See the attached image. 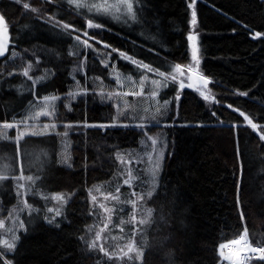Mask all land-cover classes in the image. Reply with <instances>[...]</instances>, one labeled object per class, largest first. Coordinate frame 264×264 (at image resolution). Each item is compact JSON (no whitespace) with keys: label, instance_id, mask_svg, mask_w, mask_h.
Returning <instances> with one entry per match:
<instances>
[{"label":"trees","instance_id":"obj_1","mask_svg":"<svg viewBox=\"0 0 264 264\" xmlns=\"http://www.w3.org/2000/svg\"><path fill=\"white\" fill-rule=\"evenodd\" d=\"M134 3L139 24L129 30L69 0H0L10 32L0 57V176L7 177L0 179V221L10 223L25 201L32 211L16 226L14 249L2 243L14 229L0 228V264H228L218 247L245 229L253 246L264 247V0ZM89 20L102 27H88ZM190 35L213 99L173 80L177 93L158 109L147 108L149 95L130 97L135 110L122 114L108 96L118 87L115 75L140 79L132 61L166 74L190 66ZM29 64L32 79L22 74ZM49 96L56 103L42 115ZM141 117L154 122L124 125ZM27 120L53 127L21 139L4 127ZM145 130L158 134L167 154L146 200L152 215L138 240L143 257L109 259L90 246L97 211L90 191L116 176L119 152L138 148ZM51 194L72 197L49 223L44 196Z\"/></svg>","mask_w":264,"mask_h":264},{"label":"rangeland","instance_id":"obj_2","mask_svg":"<svg viewBox=\"0 0 264 264\" xmlns=\"http://www.w3.org/2000/svg\"><path fill=\"white\" fill-rule=\"evenodd\" d=\"M115 2H118V0H108L109 4ZM103 3L104 0H87L88 5H101ZM71 4L76 7L75 4ZM133 6L134 10L136 11L134 0ZM76 8H78L81 12H87L92 16H97L99 18L105 19L111 23H114L115 25L125 27L129 30H134L135 26L139 24V21H137V19H128L122 16L121 13L114 12V10H110L112 14H107L104 13L103 10H97L96 8ZM116 16H120L121 18L117 19ZM8 29L9 28L6 25L5 20L3 19V21H0V33L2 36L0 39V47H3L6 50L5 55L7 54L9 47V41L7 40L9 32ZM192 44L197 48L196 40H194ZM135 65L137 66V69L139 71L143 72L141 78L136 79L130 75H115L118 87L114 90L113 93L108 95L109 98L115 102L116 106H118L122 114L133 111V109L135 110V101L130 100V97L139 99L140 97L149 95V97H152V99L150 100V102L148 100V103L146 104L147 108L151 111L158 109L159 100H162L161 98L172 97L177 93V91L172 90V86L176 84V80H178L180 87L194 89L207 100L213 99V93L210 88V80H208L199 72L197 60L193 59V63L190 65V67L181 66L179 69L173 67L171 74L164 73V76L158 74L162 72L150 71L137 62L135 63ZM173 77L175 78L173 79ZM205 80H207V83L205 82ZM153 81H158L159 83H153ZM148 89H150V91L146 92ZM55 103L56 99L51 100L44 98V111L40 114L46 115L48 113L47 110L55 105ZM38 118L39 117L32 119V121H39ZM148 121L154 122L152 119H144L143 117H141L139 118V120H137V122L124 123V125L145 128V126L151 125V123H149ZM9 125H12V127H9L8 129L15 128L17 130V137L21 139L28 135L48 132V130L53 127V122H49L46 120L41 122H30L29 120H27L25 122L11 123ZM149 137L154 138L157 142L153 144L152 140L149 139ZM62 151L63 157L66 159L68 157L69 151L67 144H62ZM166 154V144L162 142L158 134L145 130L144 135L141 139V144L138 148L122 150L119 152L118 157H123L124 162H121V159H119L120 168L116 176L111 181L97 185L91 189V202L94 204V207L97 211H94L96 222L95 225L91 227L90 231L93 235L92 241L96 238V234L98 232L100 233V239L97 241L98 246L103 245L104 249L109 253L121 255L119 249L126 245L130 239L134 238L137 247H141V244L138 240L140 237H142L145 230L144 228L147 223L141 225L136 222H131L133 207L126 201H136L135 215L137 221L141 219L145 214V210L148 209L146 206V200L149 197L147 195V192L151 191L153 193V190L158 185ZM157 162L159 164L158 169L156 168ZM129 169H131L132 176L136 177V179L132 180L131 187H129L128 184L124 183V181L128 179ZM153 173H155L154 186ZM117 188H119V199H112L111 195H117ZM134 192L140 196H143V199H138L137 196H134ZM56 195L57 194L44 196V198L47 197L45 198V200L46 215L48 217V221L57 220L62 215L65 204L72 197V195L70 194H63L66 200L65 203L64 201H58L51 198ZM93 196L96 197L95 202L92 199ZM101 203L104 204L105 208L110 209V211H105L103 208H100L99 205ZM27 208L28 207L25 206V202H22L20 206L12 211V221L10 223L3 222L8 231H12L14 229L15 233H13L12 237L10 238L4 236L2 239V243L5 240H7L9 243H14V237L16 236L17 230L16 226L21 225V223L23 224L22 220H24L25 218L24 215H31L32 211L29 208V211H25ZM49 209H52L53 211H49ZM56 211L60 212L59 216L56 215ZM105 225H107V227H105ZM121 229H123V231H121ZM134 229H138V231L134 232ZM259 248L264 249V247ZM130 255L135 256V253H131ZM252 257L261 258V252L259 255H252L250 258ZM125 259L127 258L125 257ZM227 263L230 264L229 262Z\"/></svg>","mask_w":264,"mask_h":264},{"label":"snow or ice","instance_id":"obj_3","mask_svg":"<svg viewBox=\"0 0 264 264\" xmlns=\"http://www.w3.org/2000/svg\"><path fill=\"white\" fill-rule=\"evenodd\" d=\"M17 3H20L21 0H16ZM70 3H73L76 5V7H89L90 9L91 8H96L97 10H103L104 13H107V14H112L110 10H114V12H118V13H121L122 16L128 18V19H131V20H136L137 18V13L136 11L134 10V6H133V0H118V2H115V3H112V4H109L108 3V0H104V3L101 4V5H96V4H93V5H88L87 4V0H69ZM136 3L138 4L139 3V0H136ZM194 7V4L192 5ZM23 7L25 9L29 8V4L28 3H23ZM33 11H35L36 9L33 8L32 9ZM192 17H193V23H195V17H196V13L195 11L192 12ZM117 19H120L121 17L120 16H116ZM0 21H3V17L0 16ZM70 25H67L65 24L64 25V28H69ZM88 27L90 28H100L102 27V25L100 24H96V23H93L91 20L88 21ZM87 34V33H85ZM261 35V33L257 32L255 33L254 37L253 38H257ZM77 39H79V37H77ZM188 39L190 41H194L195 40V37L190 35L188 37ZM86 43V42H85ZM90 46V45H89ZM198 48L195 47V45L193 46V59L194 60H197L198 61ZM5 52L6 50L3 48V47H0V56H4L5 55ZM123 57L125 58H128L126 57V54H121ZM128 59H131V58H128ZM133 63H136L135 61H132ZM107 66V65H106ZM138 66H141V65H138ZM144 68L150 70V71H156L158 72V70H153V69H150L148 65H142ZM181 66L180 65H176L175 68L176 69H179ZM190 67V66H189ZM31 68V65L29 64L27 68H25L23 70V75L28 77L29 79H32V77L29 76V69ZM159 75L161 76H164L165 74L164 73H158ZM45 77L41 76L39 79L40 80H43ZM175 77H173L174 79ZM205 82L207 83V80H205ZM153 83H159L158 81H153ZM242 95H245V93H241ZM74 95V94H73ZM45 99H51V100H55L56 97H48V98H45ZM241 115H244L243 113H241ZM245 119H248L247 117H245ZM248 123L252 126L253 129H257L258 128V125L257 124H253L251 120H248ZM5 128H9V127H12V125H4ZM101 127H103V125H101ZM262 139H264V136H261ZM149 139L152 140V143L155 144L157 141L152 138V137H149ZM119 159H121V162H124V158L123 157H118ZM159 167V164L157 162L156 164V168L158 169ZM7 177L6 176H0V179H6ZM27 179L29 181H33V177L29 176L27 177ZM136 179V177H133L132 176V173H131V169L128 170V179H126L124 181L125 184H128L129 187H131V182L132 180ZM34 182V181H33ZM155 185V173H153V186ZM20 187H23L22 185ZM98 191V189H97ZM116 193L117 195H111V198L112 199H116L118 200L119 199V196H118V193H119V188L116 189ZM134 196H137L138 199H143V196H140L138 195L137 193H133ZM147 195L149 197H151L152 195V192L151 191H148L147 192ZM47 198V197H45ZM52 199H56L58 201H64L66 203V200H65V196L63 194H57L56 196H53L51 197ZM107 198V197H106ZM93 201L95 202L96 201V197L93 196L92 197ZM127 203H130L133 207V213L131 215V222H136V223H139L141 225L143 224H146L149 222V218L151 217L152 215V209H146L145 210V214L143 215V217L141 219H139L137 221V218H136V215H135V209H136V201L134 200H128L126 201ZM25 206L28 207V208H31V205L27 204V201H25ZM100 208H103L105 211H110V209H107L104 207V204H100L99 205ZM49 211H53L52 209H49ZM56 215L59 216L60 215V212L59 211H56ZM109 220H110V217H109ZM52 221L49 220V223H51ZM21 226L22 223H21ZM58 226V225H57ZM4 227V223L3 221H0V228H3ZM105 227H107V225H105ZM121 231H123V229H121ZM134 232L135 231H138V229H134L133 230ZM247 236V230L245 229L243 235L241 236V240L244 239V237ZM16 237H14L15 239ZM100 239V233L98 232L96 234V238L92 241L91 243V247L92 248H97L99 247V250L104 252V255L107 256L109 259H112V258H117V259H123V258H127L128 260H133V259H136V260H140L142 259L143 257V251H142V246L141 247H137L136 243H135V240L134 238L133 239H130L129 242L124 245L123 247H121L119 249L121 255H116L115 253H109L107 250L104 249L103 245H99L97 244V241ZM115 239V238H114ZM233 243H239V241H233ZM3 244L8 248V249H14L15 248V244L14 243H9L7 240L3 241ZM252 251L253 252H261V258H264V249H261V248H252ZM131 253H135V256L133 255H130ZM2 255V254H0ZM7 264H10V262H7Z\"/></svg>","mask_w":264,"mask_h":264},{"label":"bare ground","instance_id":"obj_4","mask_svg":"<svg viewBox=\"0 0 264 264\" xmlns=\"http://www.w3.org/2000/svg\"><path fill=\"white\" fill-rule=\"evenodd\" d=\"M239 241V243H233ZM253 246L246 236L241 240V236L233 240L223 242L218 247V254L230 264H246L248 259L254 255H259L260 252H253Z\"/></svg>","mask_w":264,"mask_h":264},{"label":"flooded vegetation","instance_id":"obj_5","mask_svg":"<svg viewBox=\"0 0 264 264\" xmlns=\"http://www.w3.org/2000/svg\"><path fill=\"white\" fill-rule=\"evenodd\" d=\"M8 31H9V29H8ZM1 33H0V39H1ZM9 38H10V32H8V38H7V40L9 41Z\"/></svg>","mask_w":264,"mask_h":264},{"label":"water","instance_id":"obj_6","mask_svg":"<svg viewBox=\"0 0 264 264\" xmlns=\"http://www.w3.org/2000/svg\"><path fill=\"white\" fill-rule=\"evenodd\" d=\"M255 247H257V246H255ZM257 248H259V247H257Z\"/></svg>","mask_w":264,"mask_h":264}]
</instances>
